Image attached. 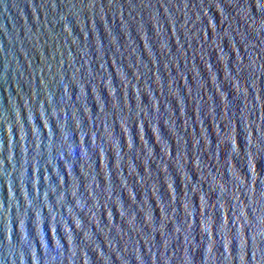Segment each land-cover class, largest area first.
Returning <instances> with one entry per match:
<instances>
[{
	"label": "water",
	"instance_id": "1",
	"mask_svg": "<svg viewBox=\"0 0 264 264\" xmlns=\"http://www.w3.org/2000/svg\"><path fill=\"white\" fill-rule=\"evenodd\" d=\"M0 264H264V0H0Z\"/></svg>",
	"mask_w": 264,
	"mask_h": 264
}]
</instances>
